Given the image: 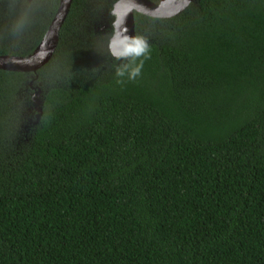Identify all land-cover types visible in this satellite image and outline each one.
Returning <instances> with one entry per match:
<instances>
[{"label": "trees", "instance_id": "1", "mask_svg": "<svg viewBox=\"0 0 264 264\" xmlns=\"http://www.w3.org/2000/svg\"><path fill=\"white\" fill-rule=\"evenodd\" d=\"M90 1L37 72L36 127L32 74L0 70V264H264V0L136 13L147 42L120 63L84 43ZM58 3L0 0V55Z\"/></svg>", "mask_w": 264, "mask_h": 264}, {"label": "water", "instance_id": "2", "mask_svg": "<svg viewBox=\"0 0 264 264\" xmlns=\"http://www.w3.org/2000/svg\"><path fill=\"white\" fill-rule=\"evenodd\" d=\"M33 0H28L32 2ZM197 0H115L109 14L112 17V33L108 39L107 51L112 59L123 61L133 52L128 51L147 42L137 39L135 14L152 18H172L184 12ZM73 0H59L58 7L35 49L27 55L1 54L0 70L32 74L28 83L30 98L27 101L26 115H31L25 128L36 127L43 115L46 90L35 84L37 72L50 62L60 41L61 29L70 13Z\"/></svg>", "mask_w": 264, "mask_h": 264}, {"label": "rangeland", "instance_id": "3", "mask_svg": "<svg viewBox=\"0 0 264 264\" xmlns=\"http://www.w3.org/2000/svg\"><path fill=\"white\" fill-rule=\"evenodd\" d=\"M103 2H104L103 0H91L90 2H88L83 10V14L81 18L84 22L83 25L86 26V28L88 27L87 33L92 32L94 30L95 33L98 34L97 37L103 36L102 38L104 39H102L101 42L102 44H106L105 50H106V53H108L107 44H108V39L112 33V29L110 27L112 17L109 14V10L111 8L109 7V5H105ZM94 38H95V35H94ZM94 38L89 37L87 35L84 37V40H85L84 43H87V44H93V42L97 43ZM101 42H99V44H101ZM118 62L120 63L121 61L118 59ZM35 84L41 85L44 88V90H47L45 88L47 87V85H45L44 83H40V82L37 83L35 81ZM30 93L32 94V92L29 89H25V92L23 93V95H25V97L26 96L29 97ZM24 118H25V121H24L25 123L23 124V129L27 131L28 129L25 128V125L27 123V120L31 118V115L25 114Z\"/></svg>", "mask_w": 264, "mask_h": 264}, {"label": "flooded vegetation", "instance_id": "4", "mask_svg": "<svg viewBox=\"0 0 264 264\" xmlns=\"http://www.w3.org/2000/svg\"><path fill=\"white\" fill-rule=\"evenodd\" d=\"M104 2V4L105 5H109V2L111 1V0H108L107 2H105L106 0H103ZM154 1H159V0H154ZM84 28H86V26H84L83 25V29ZM88 28V27H87ZM87 28H86V31H87ZM90 34H92V36L91 37H93L94 38V35H95V41L97 42V43H95V42H93V47H94V49H98V48H101V49H103V50H105V46H106V44H102V42H101V40L102 39H104V38H102L103 36H101V37H97V33H95V31L93 30L92 32H89ZM99 42H101V44H99ZM98 44V45H97ZM106 51V50H105ZM106 55H108V53H105ZM109 56V55H108ZM111 58V57H110ZM112 59V58H111ZM28 88V87H27ZM26 88V89H27ZM27 106V105H26Z\"/></svg>", "mask_w": 264, "mask_h": 264}, {"label": "clouds", "instance_id": "5", "mask_svg": "<svg viewBox=\"0 0 264 264\" xmlns=\"http://www.w3.org/2000/svg\"><path fill=\"white\" fill-rule=\"evenodd\" d=\"M144 49H143V47L141 46V45H137V47H135V48H132V49H128V51H131V52H136V53H140V52H142Z\"/></svg>", "mask_w": 264, "mask_h": 264}]
</instances>
